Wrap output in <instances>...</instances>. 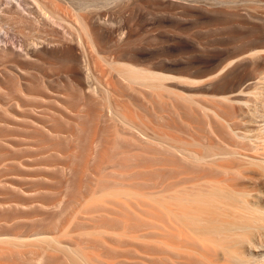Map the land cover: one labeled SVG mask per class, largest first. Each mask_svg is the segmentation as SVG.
I'll use <instances>...</instances> for the list:
<instances>
[{"label":"rangeland","instance_id":"1","mask_svg":"<svg viewBox=\"0 0 264 264\" xmlns=\"http://www.w3.org/2000/svg\"><path fill=\"white\" fill-rule=\"evenodd\" d=\"M45 2L62 20L30 23L28 72L1 81L42 98L0 143V264H264V140L250 122L230 162L217 133L237 87L264 115V0ZM214 188L234 200L212 227L240 228L208 237L175 215Z\"/></svg>","mask_w":264,"mask_h":264},{"label":"bare ground","instance_id":"2","mask_svg":"<svg viewBox=\"0 0 264 264\" xmlns=\"http://www.w3.org/2000/svg\"><path fill=\"white\" fill-rule=\"evenodd\" d=\"M45 1L46 0H0V43L4 41L5 44H10V46L13 48H16L17 46H19V51H17L18 52L17 57L7 60L5 62L0 60V93L2 94V96L0 94V113H1L0 114V143L7 145L8 144L7 139L11 137L10 139L13 138L14 140L17 141L19 145V149L25 142L28 136L27 132L29 131L28 129H26L27 127L25 125L26 117H24V115L23 116L21 115L24 113L23 111L26 109H34V110L36 109L37 110L40 107L39 103L41 102L40 99L42 97L40 96L37 90H35V92H32V91L30 92L27 88L21 85H19L18 90L16 89L17 91L14 90L15 92H11V91L9 92V88L6 87L5 84H2V83L5 80L10 79L11 75L15 74L18 77L19 75L21 76V75L27 74L28 69L30 67L29 64L31 62L30 53L31 51H33L32 48L35 46V41L36 40L39 41L41 40V38H43L42 37L43 35L41 36L40 34L37 36L35 35L30 36L31 35L30 32L32 31L34 32V30L31 29V28L34 29V26H35L34 22L39 24L38 27H40L41 17L47 18L50 21L56 22V24H57V21L62 20V19L60 20L61 15L59 16V13H56V12H59L57 11V9L55 10V7L57 5L54 7V10L56 11L55 12L54 10L53 11L49 10L50 8L47 7V3ZM51 3L52 2H50V4ZM55 3L57 4L58 2L53 1L52 5L53 4L55 5ZM59 7L60 6H58V9ZM51 8L53 9L52 6ZM30 23H33L34 25L31 28L29 26ZM38 27H35L36 30L38 29ZM29 29H31V31ZM45 40L47 39L45 38ZM45 40L44 42H46ZM18 41L20 43L16 45ZM27 65H29V67ZM38 66L36 67V70ZM221 70L220 72H222ZM38 75L40 76V73ZM147 76L150 78L151 76L153 77V75L151 74L150 75L148 74ZM34 87L35 86H33V88ZM243 94L244 92L241 89H239V87H237V90L235 92L231 93L230 95L220 96V98L218 97L219 100L217 99L219 102L217 103L219 105L217 103L216 104L221 107L219 108V112L217 115L218 123L220 127V129L218 128L217 133H219V136L224 141L226 140L225 138L228 135L232 136L234 139L233 143L231 141V144L229 145L227 144L229 147L232 146L231 147L232 150L229 149V147L228 149L226 148V143L224 144L225 146H223V149L226 148V150H224L223 153L228 154V156H225L223 155V153H221L222 155L221 158H223L224 156L225 161H227V159H229L230 157L232 158L235 152H238L240 150H250V142L252 141L250 140V132H254V130L244 128V126L249 127L250 122L252 124H256L255 126L256 133H254L253 137L262 138L264 140L263 138L264 137V119H263L264 115L256 111L255 108L253 109L250 108V99L243 98L245 96ZM226 105L230 107V110H231L230 112L226 110L228 108V107L227 108L225 107ZM235 105L238 107H235ZM16 110H19L21 113L22 112L23 113L21 115H18L16 114L18 112V111L16 112ZM238 111L242 112V114H238ZM258 118H260V121L258 120ZM39 123H40L39 121H34V124L36 126H40ZM246 134H248V136ZM11 147L12 146H10V148ZM14 151H15L14 147L10 151H7V149L4 151L1 149L0 159H3L4 156L6 158L8 157L10 158L11 155H15ZM221 158H219V160ZM193 159L201 163L204 161L205 158L203 159V158L193 157ZM230 159L229 161L233 162ZM248 163L250 164V161ZM207 191H210V192L206 193L205 191L202 190V192L200 191L197 193H193L190 197H188L186 200V203L188 204L187 206H189L188 210L186 209V212H181L180 214L175 215V217H180V216L184 217L191 224L193 231H198L199 233L205 236L207 235L208 237L212 235H220L223 232H228V231L239 229L240 227H237V225H234L233 223H227V222L225 223L228 226L227 229L222 230L220 227H215V225L212 227V223L208 219V216L210 214L209 212H211L210 210L215 209V210L221 211L222 214H225L223 203L224 201H229V202L233 201L234 196L226 192L225 190H222V189L220 190L217 188L216 189L214 188L213 191L212 190H207ZM159 206H162V203H160ZM166 210L168 213L171 214V212L168 209Z\"/></svg>","mask_w":264,"mask_h":264}]
</instances>
